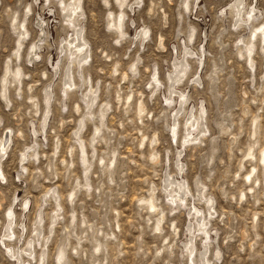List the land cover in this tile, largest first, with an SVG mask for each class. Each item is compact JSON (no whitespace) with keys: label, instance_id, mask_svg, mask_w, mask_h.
<instances>
[{"label":"rangeland","instance_id":"374dc122","mask_svg":"<svg viewBox=\"0 0 264 264\" xmlns=\"http://www.w3.org/2000/svg\"><path fill=\"white\" fill-rule=\"evenodd\" d=\"M71 2L0 0V141L10 139L1 160L0 264H18L7 248L22 251L30 240L34 254L23 253L29 264H39L44 248V264H204L205 249L210 264H264L259 32L251 54L246 47L264 21H238L252 8L264 14V0H245L240 16L236 0H82L75 25L64 11ZM123 14L121 34L112 24ZM76 25L84 27L90 52L81 68L68 44ZM71 61L75 85L65 94ZM181 65L187 76L167 99L170 75ZM178 93L185 94L182 106ZM197 118L204 123L187 124ZM171 176L187 182L184 201L171 200ZM11 210L9 240L3 236ZM159 218L162 230L155 229Z\"/></svg>","mask_w":264,"mask_h":264},{"label":"bare ground","instance_id":"6f19581e","mask_svg":"<svg viewBox=\"0 0 264 264\" xmlns=\"http://www.w3.org/2000/svg\"><path fill=\"white\" fill-rule=\"evenodd\" d=\"M118 1H119V3H120L121 6H124L125 0H118ZM244 5H245V0H236V2H235V7L237 8V14L239 16H240V13L245 8ZM69 6L70 7L65 6L64 7V11L67 12L66 15L68 17L69 22L75 25L76 22L78 21V18H79V17L77 18V16L83 15L82 0H72V2L69 4ZM131 8L133 9V6ZM124 14L121 15V16L118 15L119 17L112 24V26L115 28V30L117 31V33H121L122 34V32H123L124 20H125V15ZM256 18H258V17H257V14L255 13V8H252L250 12L247 11V17L246 18H240L238 21L243 22L245 24H251V23H253L255 21ZM110 21H111V23L113 22V20H110ZM75 31H76V33H75L76 36L74 38H71L70 41H68V44H69V52H70V55L71 56H75L77 66H78V68H81L84 64H86L88 62L89 57H90V54H89L90 52H89L88 43H87V41H86V39L84 37V27H81L79 25H76L75 26ZM148 31L145 30V29L143 30V36L145 38L148 37V34H149ZM258 32H259V35H260L261 42L264 43V24L261 27L260 26L259 27H255L252 30L251 36H250V39H249V42L247 41L248 43L246 44V47H247V50H248V53L249 54H251L253 52V50H254V46H255V39L254 38H256ZM26 34H27V31L24 28V32L22 33V35H26ZM33 50H34L35 53H37L35 46L33 47ZM72 63L73 62L71 61L70 65L67 67V70H66V78H65L66 82H65V89H64V93L65 94H67L68 91H69V89H71L75 85V82H74V79H73V75H72V72H71V65H72ZM187 68H188L187 65H181L179 67V72L176 73L175 76L170 75L169 81L171 82L170 83V88L171 89H170V97L167 98V99H171L174 96V94L177 93V91L174 88V85L176 83H178V82H181L184 78H186V76H187ZM8 71L10 73V70H8ZM4 76L5 77H3L2 81H1L2 82V90L1 91H2L3 97L7 99L8 98V89H7L8 88L7 87L8 86L7 85L8 76L6 74ZM155 80L158 81L156 74H155ZM178 95H179V98L181 99L180 104L182 106V104L184 103V101L186 99L185 98V94L184 93H178ZM51 99H52V92H51L50 89H48L46 91V95H45V113H44L43 120H42L43 129H45V127L47 125L48 118H49L50 113H51ZM95 100H96V94L93 96L92 100L89 102V104H88L89 108H91L94 105ZM139 109H140V112H141L142 111L141 106H140ZM201 113H202V115H201L200 118H202L203 114L205 113V108L203 106L201 107ZM202 122H200V120L197 118V120L187 122V124H189L191 127H195V125L198 126V124L200 126L202 124ZM82 125L84 126V123H82ZM100 129L97 130V134H100V132H101ZM203 131L204 130L200 129L199 134L202 133ZM171 132H172L173 138H176L177 137V134H178V122H175L174 123V125H173V127L171 129ZM35 133H36V131H35ZM197 135H198V133H197ZM253 135L254 136L256 135V129L255 128H254V131H253ZM8 136L9 135H7V139H3L2 138L1 141H0V175L2 177H5V176H4L3 171H2L1 160H2V157L7 153L8 148L10 147V139H8ZM96 139H97V136L93 138V141H96ZM193 139L194 140H197L198 138L195 137ZM82 150H83V157L86 158L85 157L86 156L85 155V145L82 146ZM253 155H254L253 148H250L249 151L246 153V156L247 157H251ZM259 163L264 166V150L261 152V154L259 156ZM178 166L182 168L183 167V162L182 161H179L178 162ZM255 171H256V168H253V170L250 171L246 175L247 176V178H246V181L247 182H250L251 181L252 176H253V174H254ZM168 187H172L171 188V191H169V196L171 197V200L172 201H175L176 198H178L180 201H184L185 200V196H182L181 194L184 193V195H187L189 193V191H190L187 182H185V181H177L172 176L170 178H168ZM202 194H203V192L201 190V194L200 195H202ZM56 199H58V198L56 197ZM70 199H72V198L70 197ZM147 203H148V207L151 210L154 211L156 209V205H155L153 199L148 200ZM28 205H29V202L26 203L25 209L28 208ZM193 209L195 211V214L198 216V226H199V230L205 231L207 233V230H206V225L207 224H206V220L203 219L202 211L200 209L196 208L195 206H194ZM209 210L210 211L213 210L212 202L209 203ZM6 218H7L6 231H5V234H4L3 237L4 238H8L9 240L10 239H14L15 232L13 230V223H14V218L15 217H14V213L12 212V210L9 211V212H7ZM162 218H159L157 220V223H156V226H155V229L156 230H162V227H161V219ZM39 220H40V223L43 221V218H42V215L41 214H40ZM36 231L38 232V228H36ZM3 241H4V239H3ZM7 251L11 254L12 257H14L17 260L18 264H29V263H27L23 259V253H25V254H27L29 256H32L34 254V251L35 250H34V247H33V241L30 240L29 241L28 248H25L22 251H19V250L15 251V250H13L10 247L7 248ZM188 252H189L190 257H192L193 254H194V252H195V245H194L193 238H192V240H191V242H190V244L188 246ZM207 252H208V250L205 249V251L202 254V256L204 258V260H203L204 261V264H210L209 260H207ZM46 254H47V250L44 248L43 251H42L40 260H39V264H44L45 263V261H46Z\"/></svg>","mask_w":264,"mask_h":264},{"label":"clouds","instance_id":"9594fccd","mask_svg":"<svg viewBox=\"0 0 264 264\" xmlns=\"http://www.w3.org/2000/svg\"><path fill=\"white\" fill-rule=\"evenodd\" d=\"M253 4H255V0H253ZM258 19H260L261 21H264V14H262L260 17H258Z\"/></svg>","mask_w":264,"mask_h":264}]
</instances>
